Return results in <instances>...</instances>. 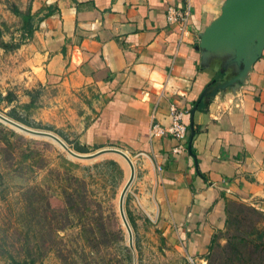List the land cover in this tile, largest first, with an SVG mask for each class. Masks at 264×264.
Instances as JSON below:
<instances>
[{"label":"crops","instance_id":"obj_1","mask_svg":"<svg viewBox=\"0 0 264 264\" xmlns=\"http://www.w3.org/2000/svg\"><path fill=\"white\" fill-rule=\"evenodd\" d=\"M189 1L190 36L180 45L164 13L181 0H43L42 16L30 9L41 18L30 41L40 70L33 81L49 92L46 119L57 120L56 92L75 96L83 111L70 121L76 142L127 154L134 207L202 261L232 195L264 213V48L241 86L197 105L193 157L187 144L174 154L169 136L150 139V124L168 125L170 105L189 112L216 70L201 69L195 47L224 0Z\"/></svg>","mask_w":264,"mask_h":264},{"label":"rangeland","instance_id":"obj_2","mask_svg":"<svg viewBox=\"0 0 264 264\" xmlns=\"http://www.w3.org/2000/svg\"><path fill=\"white\" fill-rule=\"evenodd\" d=\"M7 2L21 10L28 5L31 10L43 9V0H0V30L5 42L11 37L16 39L19 25L18 19L8 11ZM38 19L41 18H34V22ZM32 44L26 42L12 52L0 50V96L7 92L15 96L9 106L0 102V116L9 119L6 115L13 108L21 119L41 127L50 126L53 131L13 122L56 136L66 146L54 131L67 143L76 142L70 121L82 117V103L75 96H57L56 92L57 102L53 106L57 108L52 116L57 120L54 123L46 119L50 97L48 90L33 81L32 77L40 70L33 62ZM25 91L35 96L28 110L21 109L29 102ZM9 130L19 138L8 137L10 144L6 147L0 139V264H11L10 256L18 258L24 252L30 254L34 264H264V251L258 244L264 241V233H260L264 229V213L260 212L263 215L260 216L234 201L226 202L220 207V224L213 231V240L201 256L202 261H193L176 248L169 236H162L160 229L143 219L132 204L131 183L122 202L125 219L128 213L135 225L134 230L128 225L129 248L118 213V199L129 170L120 157L106 153L91 159H76L49 139L21 133L0 122V137ZM100 150L105 148L78 155L88 156ZM35 151L38 156L30 160ZM109 160L121 168L120 178L106 164ZM69 176L84 181L85 191L81 186L70 185L77 190L78 198L85 197V206L63 214L59 212L63 204L55 196L59 193L56 179L63 181ZM57 223H61L62 230L56 231Z\"/></svg>","mask_w":264,"mask_h":264},{"label":"water","instance_id":"obj_3","mask_svg":"<svg viewBox=\"0 0 264 264\" xmlns=\"http://www.w3.org/2000/svg\"><path fill=\"white\" fill-rule=\"evenodd\" d=\"M195 50L200 54L201 69L216 68L223 81L210 83L200 92L188 112V135L186 150L191 155L190 144L194 135L192 116L197 105L204 99L213 97L217 92L241 86L252 65L260 58L264 48V0H224L219 15L213 19L199 34ZM0 122L11 128L39 138H46L56 143L70 157L76 159H91L102 154L111 153L120 157L129 170L128 179L118 199V213L128 236V247L131 248V232L124 217L123 196L133 179V167L128 157L120 151L100 150L92 155H78L70 151L56 136L45 132L27 129L9 119L0 116ZM192 156V155H191ZM193 157V156H192ZM197 173L196 162L193 158Z\"/></svg>","mask_w":264,"mask_h":264},{"label":"trees","instance_id":"obj_4","mask_svg":"<svg viewBox=\"0 0 264 264\" xmlns=\"http://www.w3.org/2000/svg\"><path fill=\"white\" fill-rule=\"evenodd\" d=\"M6 6H7L8 11L15 18L18 19L19 25L17 28L16 39L14 37H11L8 42H5L2 40V38H1L2 31L0 30V50L3 52H12V51L19 49L23 44H25L26 42H29L32 39L33 34L37 29L36 25L38 22H40L41 19H38L37 21H35L36 23L34 22L35 14L31 13L29 5L26 6L24 10L19 9L15 4H12L9 2H7ZM212 73L214 74V76L212 78L213 80H217V78L219 76H221L217 72V70H215ZM25 94L29 98V102L27 104L22 105L21 109L28 110V108L33 106L35 96L31 93V91H25ZM14 101H15V96L9 92H7L3 97L0 96V102H4L8 106ZM6 116L11 121L19 122V123H21L25 126H28V127L53 131V128L50 126L41 127L39 125H35V124H32V123L26 121V119H21L17 115V113L15 112V110L13 108L9 109V112L7 113ZM54 132L62 139V141H64V143H66V147L68 149H70L71 151H73L77 154H86L89 151H93V150L97 149V147H91L90 149L85 148L82 145H80L78 142L67 143V141L63 138V136L58 131H54ZM8 137L19 138V136H17L13 131H11V130L7 131L6 134H3V136L0 137L1 143L5 147L9 146V144H10ZM185 144H187V137L184 141V145ZM37 156H38L37 151L33 152V155L30 158V160H35ZM106 164L112 167L113 172L117 177L120 178L122 176V170L115 161L109 160V161H106ZM35 168L40 169L38 167H35ZM56 182H57V187H58L59 193H58V195H55V196H56L57 202H59V204H63V208L61 209V211H59L60 213L66 214L67 210L72 211L71 209H77L80 206H85V197L81 196L78 198L76 196L77 190L72 189V187L70 185V184H74L76 186L77 185L81 186L83 191H85V186H84L83 180H78L74 176H69V177H65V179L63 181L60 178H57ZM232 196L237 199L234 202H236V204H238L239 206H244L248 210L253 212L254 214L263 216L259 211L250 207L246 202L240 201L235 195H232ZM126 220H127L128 225L130 226V228L132 230H134L135 225H134L133 219L130 217V215L128 213H126ZM57 224L58 225L56 227V231L62 230L61 223H57ZM260 233H264V229H261ZM212 240H213V237L210 239V242H212ZM258 244L260 246V249L262 251H264V241H263V243L260 242ZM10 262H11V264H34L33 260L31 259L30 254L28 252L22 253L21 255H19L18 258H14V257L10 256Z\"/></svg>","mask_w":264,"mask_h":264},{"label":"built area","instance_id":"obj_5","mask_svg":"<svg viewBox=\"0 0 264 264\" xmlns=\"http://www.w3.org/2000/svg\"><path fill=\"white\" fill-rule=\"evenodd\" d=\"M190 13L191 4L189 0H181L179 6H168L165 10V23L173 27L177 45L184 43L190 36ZM187 115L188 111L185 109H179L174 105H170L168 107V125L162 126L157 123H151L148 128L149 138L169 136L177 142L172 152L174 154L183 152L184 141L188 133L185 125Z\"/></svg>","mask_w":264,"mask_h":264}]
</instances>
